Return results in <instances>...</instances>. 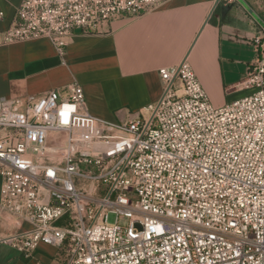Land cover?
<instances>
[{"label": "built area", "instance_id": "obj_1", "mask_svg": "<svg viewBox=\"0 0 264 264\" xmlns=\"http://www.w3.org/2000/svg\"><path fill=\"white\" fill-rule=\"evenodd\" d=\"M169 1L21 0L1 43L47 38L63 56L73 36ZM262 24L237 85L252 92L221 107L186 58L128 122L89 114L77 83L22 109L0 99V219L30 226L0 244L26 259L50 246L63 264H264Z\"/></svg>", "mask_w": 264, "mask_h": 264}, {"label": "crops", "instance_id": "obj_2", "mask_svg": "<svg viewBox=\"0 0 264 264\" xmlns=\"http://www.w3.org/2000/svg\"><path fill=\"white\" fill-rule=\"evenodd\" d=\"M240 1L171 0L137 18L114 20L101 32L73 36L63 56L47 38L2 44L0 36V99L22 109L30 96L77 83L89 114L128 122L160 99L158 70L185 58L213 106L241 99L252 92L237 85L257 59L250 41L260 35L256 18L262 22L260 14L264 19V0ZM20 2L0 0V34ZM10 221L0 219V237L30 229L27 223ZM63 261L62 251L50 246L40 245L26 259L0 244V264Z\"/></svg>", "mask_w": 264, "mask_h": 264}, {"label": "water", "instance_id": "obj_3", "mask_svg": "<svg viewBox=\"0 0 264 264\" xmlns=\"http://www.w3.org/2000/svg\"><path fill=\"white\" fill-rule=\"evenodd\" d=\"M217 1H219V0H217ZM238 1H240V0H238ZM240 3H242V2L240 1ZM251 14L254 16L253 13H251ZM255 18H256V17H255ZM256 20H257V22H258L260 25H263L262 22H261L259 19L256 18Z\"/></svg>", "mask_w": 264, "mask_h": 264}, {"label": "trees", "instance_id": "obj_4", "mask_svg": "<svg viewBox=\"0 0 264 264\" xmlns=\"http://www.w3.org/2000/svg\"><path fill=\"white\" fill-rule=\"evenodd\" d=\"M259 15V17L262 19V21L264 22V19H263V17L260 15V14H258Z\"/></svg>", "mask_w": 264, "mask_h": 264}, {"label": "rangeland", "instance_id": "obj_5", "mask_svg": "<svg viewBox=\"0 0 264 264\" xmlns=\"http://www.w3.org/2000/svg\"><path fill=\"white\" fill-rule=\"evenodd\" d=\"M64 260V259H63ZM64 262V261H63Z\"/></svg>", "mask_w": 264, "mask_h": 264}]
</instances>
